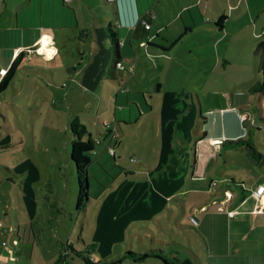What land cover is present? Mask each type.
Instances as JSON below:
<instances>
[{
  "label": "rangeland",
  "instance_id": "rangeland-1",
  "mask_svg": "<svg viewBox=\"0 0 264 264\" xmlns=\"http://www.w3.org/2000/svg\"><path fill=\"white\" fill-rule=\"evenodd\" d=\"M27 1L0 0V58L12 47L15 10ZM75 2L65 6L81 5L84 26L50 30L55 42L43 55L24 50L10 85L0 94V235L11 239L10 264H81L70 249L64 252L65 244L78 250L92 244L91 256L102 264L114 263L127 251L139 255L149 249L169 259L170 252H177L183 264H197L187 255L188 246L207 264L217 245L205 243L199 233L203 225H193L191 217L201 222V206L211 204L216 187L208 188L210 180L223 186L220 173L226 169L244 182L241 188L230 183L231 189L249 195L259 167L251 166L256 158L246 154L245 144L228 142L236 137L219 143L218 164L206 170L200 161L208 153L197 149L200 161L194 162L195 142L207 117L214 121V110L230 108L232 100L245 101L261 79L247 44L254 26L264 33V3L255 6L258 0H249L250 11L258 15L254 23L243 9L245 2L232 10L225 1V19L214 15L202 21L210 26L205 32L176 31L180 25L172 24L159 33L156 46L140 49L146 61L138 59L136 73L129 60L112 73L104 63L106 51L113 57L109 40L117 32L111 11L100 7L107 21L98 29L92 22L93 14L99 15L94 1ZM219 21L226 23V44L214 43ZM28 28L18 32L32 34ZM135 93L141 103L132 97ZM253 97L250 111L258 102ZM117 98L123 102L116 104ZM224 114L229 121L237 116ZM73 116L96 141L82 191L69 160ZM247 129L249 142L264 144V131L258 136L251 125ZM257 152L264 153V147ZM79 198L81 211L76 210ZM28 233V243L19 244ZM59 254L67 255L63 263L57 262ZM154 260L128 257L114 264L159 263Z\"/></svg>",
  "mask_w": 264,
  "mask_h": 264
},
{
  "label": "crops",
  "instance_id": "crops-1",
  "mask_svg": "<svg viewBox=\"0 0 264 264\" xmlns=\"http://www.w3.org/2000/svg\"><path fill=\"white\" fill-rule=\"evenodd\" d=\"M66 1L71 3L75 2V0H28L27 6L24 8L20 7L15 10L16 29L14 30V33L16 38H13L14 33L13 36H10V44H12V47L7 46V48H5L7 49V52H4V57L0 58V78L9 67L10 63L16 59L17 56L19 57V55L24 53V50L32 49L37 54L41 55L47 53L50 46L55 42L53 32H50V30L65 27L73 28L72 26L80 28L84 26L83 17L81 16V18H79L81 5L75 4L74 7L70 6L66 8ZM93 1L97 8L96 10L99 13V15L93 14L92 22L96 25L95 28L99 29V26H101L100 23L107 21L103 18L104 16L102 10H100L101 6L111 11L114 17L117 32L116 35L113 34L114 38L111 37L109 40L113 49V57L109 58L110 52L108 54V51H106L105 53L107 56L104 60V63L110 65L112 73H114L113 71H117L118 68H121V66L122 68L126 67L123 65L124 60H129L131 71L136 73L139 63L138 59H140L141 63L142 61H146L144 60V56H139V54L142 55L140 49L144 47L148 48L149 45L156 46L154 40L160 38L159 33L167 31L169 26L172 24L180 25L175 27L176 31L179 27H182L183 30H186L189 33L205 32V30L210 26L205 25L203 22L214 15H218V17L223 15L222 13L226 8L224 7L225 1L229 4L230 9L232 10L238 7V5L241 6V4L245 2L243 9L250 14L249 18L252 23L256 22L258 18L257 12L250 11L251 9L248 4L249 0ZM263 3L264 0H258L255 6H259ZM216 10L218 11L215 13ZM25 11L28 12L24 13ZM254 14H256V19L253 17ZM140 19L146 20L150 27L147 32L139 27L137 33L133 35L135 26ZM24 28L34 31L32 34H26L23 31L18 32V29ZM225 30L226 23H222V28L221 30H218L219 35L215 36L216 40L214 43H227L224 42V40L228 37ZM212 31L215 32L211 29V34ZM239 34L241 33L239 32ZM261 34L255 30V26L249 33L248 37L251 40L247 44H250L248 49L249 54L254 51L256 44L260 40ZM136 35L144 38L138 40L135 38ZM209 37L210 36H207V38ZM239 37L241 36L239 35ZM20 38L25 41L23 44L12 43L13 40L16 41ZM112 39L117 41V50L120 56L119 58H115L114 56L115 50ZM1 40H3L2 35ZM206 40L208 42L207 45L210 46V39ZM8 48L11 49L8 50ZM114 61L118 62L115 67ZM254 62L256 63V60H254ZM159 85L160 84H158L157 87ZM157 87L156 91L159 90ZM157 93L158 92H156V94ZM135 94L136 95L132 97L141 103V97L137 95L139 93ZM253 95L258 96V102L254 106L253 110L250 111L251 108L248 107V103L254 101ZM156 97L157 95H155L154 98ZM244 99L245 101H243L242 98L241 101L236 104H234V101L232 100L230 102V108L214 110L213 112L217 115L213 122H211V116L210 113H208L210 117H207V120L204 122V131L200 133L201 137L195 142V163L198 164L200 161L198 155L199 153L197 151V149L200 148L202 152L208 153L207 158L200 161V165H202L206 170H211L214 165L218 164L216 156L218 155L217 151H220L219 143L221 142V144H223L224 141L236 137L246 139L248 136V124L256 130L258 136L263 133L264 93L254 94L248 91L247 96ZM115 102L117 104L122 103L123 101L122 99L117 98ZM226 111H233L237 115L236 117L240 122L236 119V117H232V120L229 121L224 114ZM240 116H246V119L241 121ZM203 133H205L204 136ZM249 141L251 140L249 139ZM252 144L256 150L264 147V144H261L259 141H256V143L252 142ZM261 154H263V162L251 163V166L257 165L259 167V173L256 176L255 182H251V186L249 187L250 190L248 191L249 195H246L245 191H241V194H238L236 191L231 189L230 183L241 188L244 182H237L235 175L226 174L225 169L224 172L220 173L222 177L219 179L220 182L223 183V186H220L214 179H211L209 182L208 188L210 189L211 186H215L216 191L215 193H211V204L207 202L200 208V211L203 213L201 222L198 221L196 217H191L196 221V224L192 223L193 225H203V231L199 233L203 236L205 243L208 244V242H210V245L213 243L217 245L215 247H211L215 249H213V251H209L207 264H264V195L260 198V200H255L251 196V191L256 187L259 181L262 180L264 182V153ZM252 171H256L257 173V170L255 169H252ZM198 212L199 211L196 208L195 213ZM177 226L181 227L179 223H177ZM23 233H25L24 229ZM29 235L30 233H28L26 238L25 234L20 236L18 240L20 241L19 244H27L29 241ZM10 241V238L5 240L4 235H0V264H10ZM175 243L180 245L178 242ZM15 249L17 248L15 247ZM185 249L192 253L189 257L194 263L201 264L196 252H194L192 248L187 246ZM11 252L14 253V248ZM181 264H183V262Z\"/></svg>",
  "mask_w": 264,
  "mask_h": 264
},
{
  "label": "trees",
  "instance_id": "trees-1",
  "mask_svg": "<svg viewBox=\"0 0 264 264\" xmlns=\"http://www.w3.org/2000/svg\"><path fill=\"white\" fill-rule=\"evenodd\" d=\"M106 1V0H105ZM219 19H225L223 15L219 16ZM205 25H209V23H205ZM217 30H221L222 28V22H218L214 24ZM142 28L146 32L148 31L150 25L149 23L144 20L140 19L134 29L133 35H135L138 31V29ZM215 30V29H214ZM136 39H143L144 37H139L136 35ZM114 56L115 58H119V53L117 50V41H114ZM253 56L256 60V65L255 69L258 74H260L261 79L258 80L253 86L250 88L249 92L254 93V94H263L264 93V33L261 34V38L256 44L254 51H253ZM18 58V56H17ZM17 58L14 59L9 67L6 69L5 73L1 76L0 78V94L6 90V88L10 85L15 72L17 70ZM118 62L114 61V67L116 66ZM159 88V86L157 87ZM155 93L158 91H154ZM69 130H70V139H69V145H70V152H69V160L73 164L74 169H75V174L77 176V181H78V187L80 191L86 190V177L87 176V169L89 165L92 162L91 155L94 154L95 150V144L96 141L94 138H92L91 134L87 132L86 127L81 124L77 116H73L68 123ZM205 133H203V136ZM228 140L224 141L227 142ZM228 142H233L234 144H245V151L248 156H254L256 158L255 163H260L263 162V154L258 153L257 150L255 149L254 145L249 142L247 139L239 138L237 140L233 141H228ZM85 177V180H84ZM81 199L79 198L76 203V210L81 211ZM84 245V243H83ZM173 245L181 247L180 245L176 244L175 242ZM65 250L67 253V248L70 249L77 257L81 260V264H102L100 261H95L94 258L91 256L90 251L92 250L93 245L88 244L84 245L85 250H78L74 248L72 245L65 244ZM185 249V247H184ZM186 250V249H185ZM159 251L162 253V250L159 249ZM187 255L191 256V252L186 250ZM64 256H67L66 254H59V259L57 262L63 263L64 261ZM171 259L169 257L163 255V254H158L154 249H149L147 252L136 255L133 252H126V254L123 256V258H119L114 263H119L125 260L126 258H131L134 261H141V260H147L148 258H154L156 261H158L160 264H181L182 259H180L177 255V252L173 254V251L170 252ZM154 260V262H155ZM112 263V264H114ZM158 263V264H159ZM153 264V263H152ZM157 264V263H155Z\"/></svg>",
  "mask_w": 264,
  "mask_h": 264
},
{
  "label": "built area",
  "instance_id": "built-area-1",
  "mask_svg": "<svg viewBox=\"0 0 264 264\" xmlns=\"http://www.w3.org/2000/svg\"><path fill=\"white\" fill-rule=\"evenodd\" d=\"M113 1V0H108ZM122 67V66H121ZM241 121H244L246 119V116H240ZM264 195V182L262 180L259 181V183L256 185V187L251 191V196L255 200H260V198ZM192 222L196 224V221L191 218Z\"/></svg>",
  "mask_w": 264,
  "mask_h": 264
}]
</instances>
